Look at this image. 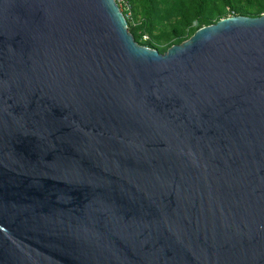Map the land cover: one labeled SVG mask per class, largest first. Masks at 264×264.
<instances>
[{
    "label": "water",
    "instance_id": "water-1",
    "mask_svg": "<svg viewBox=\"0 0 264 264\" xmlns=\"http://www.w3.org/2000/svg\"><path fill=\"white\" fill-rule=\"evenodd\" d=\"M0 264H264V14L0 0Z\"/></svg>",
    "mask_w": 264,
    "mask_h": 264
},
{
    "label": "trees",
    "instance_id": "trees-1",
    "mask_svg": "<svg viewBox=\"0 0 264 264\" xmlns=\"http://www.w3.org/2000/svg\"><path fill=\"white\" fill-rule=\"evenodd\" d=\"M132 19H128L129 29L141 45L158 46L141 41L143 34L150 38L158 24L178 18L176 34L191 37L203 26L216 23L230 15L261 16L264 0H129ZM222 3V4H221ZM221 6V7H219ZM164 12V14H163ZM195 22V25L193 23ZM179 42V41H178Z\"/></svg>",
    "mask_w": 264,
    "mask_h": 264
},
{
    "label": "rangeland",
    "instance_id": "rangeland-1",
    "mask_svg": "<svg viewBox=\"0 0 264 264\" xmlns=\"http://www.w3.org/2000/svg\"><path fill=\"white\" fill-rule=\"evenodd\" d=\"M219 1L221 2V0ZM177 21L178 18H172L170 21H165L164 23L158 24L154 31L155 34L151 38L148 34H143L141 41L147 43L149 40H151L153 45L155 44L156 46H158L157 50H159L160 52L167 51L173 44H180L184 42L188 38L186 39V34H176V30L177 32H179V29H175ZM193 25H195V22L193 23ZM149 47L154 48L152 46Z\"/></svg>",
    "mask_w": 264,
    "mask_h": 264
},
{
    "label": "built area",
    "instance_id": "built-area-1",
    "mask_svg": "<svg viewBox=\"0 0 264 264\" xmlns=\"http://www.w3.org/2000/svg\"><path fill=\"white\" fill-rule=\"evenodd\" d=\"M119 8L125 14L127 20L132 19V6L128 0H116ZM264 14V13H263Z\"/></svg>",
    "mask_w": 264,
    "mask_h": 264
}]
</instances>
